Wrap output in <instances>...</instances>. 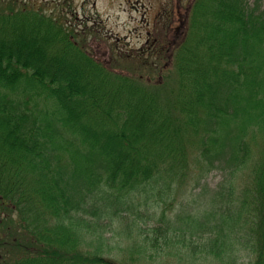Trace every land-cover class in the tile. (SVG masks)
<instances>
[{"label": "trees", "instance_id": "obj_1", "mask_svg": "<svg viewBox=\"0 0 264 264\" xmlns=\"http://www.w3.org/2000/svg\"><path fill=\"white\" fill-rule=\"evenodd\" d=\"M6 1L0 264H264V0H177L157 46L109 40L141 72Z\"/></svg>", "mask_w": 264, "mask_h": 264}, {"label": "rangeland", "instance_id": "obj_2", "mask_svg": "<svg viewBox=\"0 0 264 264\" xmlns=\"http://www.w3.org/2000/svg\"><path fill=\"white\" fill-rule=\"evenodd\" d=\"M22 3L21 5L32 6L39 10L45 12H55L57 15L59 12L63 17V20L70 21L75 27L80 26L78 29L84 26L88 20L89 27L95 25L98 32L105 36V38H99L96 35V41H94V34L87 32L86 36L83 37L84 43L90 46L98 47L97 52L103 55L112 56L111 66L113 71L119 69L129 72L130 70L139 71V65L142 64L140 61H129L124 60L117 56V51L115 52L110 48L108 42L109 40L119 49L123 51L121 53H126L130 51H135L143 49L149 45L157 46L158 39L164 37V11L166 8L175 5L177 0H17ZM191 0H179L181 6L186 7ZM7 1H0V5H4ZM70 3V4H69ZM10 4V3H9ZM19 6V5H18ZM76 13V17H72L69 12ZM102 24H100L101 20ZM95 22V23H93ZM93 25V26H94ZM88 28V27H87ZM95 31V30H94ZM96 32V31H95ZM94 32V33H95ZM119 38V40L117 39ZM165 38V37H164ZM179 35L173 40V44L168 45L164 43V47L169 50H173L179 40ZM156 41V42H155ZM118 42V44H117ZM124 43V44H123ZM113 46L115 49L116 47ZM164 48V49H165ZM166 52V51H165ZM169 52V51H168ZM162 53L163 50H162ZM168 57V54L162 55V60ZM156 60V58L154 59ZM161 61V60H160ZM130 69H128V68ZM141 72V71H139ZM158 70H152L146 72L142 79H149L150 81L156 80ZM152 83V82H150ZM40 99H36L40 104L43 101V96H38ZM46 105L43 101L41 107ZM39 106V105H38ZM218 178V172H212V178L209 179L210 183L213 185L212 179L215 181ZM160 261L157 264H161Z\"/></svg>", "mask_w": 264, "mask_h": 264}]
</instances>
